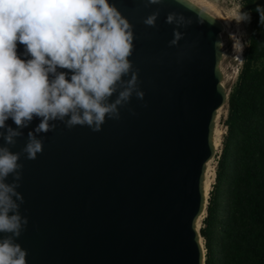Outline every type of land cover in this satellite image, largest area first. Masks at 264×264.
<instances>
[{"label": "water", "instance_id": "95a60500", "mask_svg": "<svg viewBox=\"0 0 264 264\" xmlns=\"http://www.w3.org/2000/svg\"><path fill=\"white\" fill-rule=\"evenodd\" d=\"M114 2L134 26L130 59L145 95L99 131L57 122L41 133L35 159L21 155L28 223L17 241L27 264H204L206 172L229 93L217 43L223 23L193 1L187 9L177 0ZM156 10L155 26L145 24ZM173 11L192 20L174 45ZM28 130L11 150L20 151Z\"/></svg>", "mask_w": 264, "mask_h": 264}, {"label": "clouds", "instance_id": "9594fccd", "mask_svg": "<svg viewBox=\"0 0 264 264\" xmlns=\"http://www.w3.org/2000/svg\"><path fill=\"white\" fill-rule=\"evenodd\" d=\"M177 2L185 9L192 4ZM231 6V14L221 18L217 43L223 47L227 31L230 55L242 65L249 46L244 26L252 10L243 0H232ZM254 11L264 25V4L256 3ZM159 14L153 11L143 22L155 26ZM166 22L175 25L174 45L192 20L173 11ZM133 48L134 26L114 0H0V264H27V249L17 241L28 223L20 211L21 155L35 159L43 150L41 133L55 129L57 122L99 131L107 118H120L133 95L142 99L145 93L130 59ZM34 119L39 123L30 128ZM26 128L24 146L11 150Z\"/></svg>", "mask_w": 264, "mask_h": 264}, {"label": "trees", "instance_id": "16d2710c", "mask_svg": "<svg viewBox=\"0 0 264 264\" xmlns=\"http://www.w3.org/2000/svg\"><path fill=\"white\" fill-rule=\"evenodd\" d=\"M251 11L249 46L228 93L225 131L199 228L204 264H264V25Z\"/></svg>", "mask_w": 264, "mask_h": 264}, {"label": "rangeland", "instance_id": "374dc122", "mask_svg": "<svg viewBox=\"0 0 264 264\" xmlns=\"http://www.w3.org/2000/svg\"><path fill=\"white\" fill-rule=\"evenodd\" d=\"M197 3L199 6L216 16L219 20L221 18L227 17L231 14L232 11V0H192ZM259 3L264 4V0H260ZM222 22V21H221ZM223 23V22H222ZM247 34H249L248 24L244 26ZM222 38L224 40L223 44V58L221 61V70L223 72V84L226 87L227 92L231 90L234 82L236 81L238 71L241 67L239 61L235 60V58L230 55L231 53V41L228 39L227 31L222 34ZM227 115V107L226 104L219 109L217 118H216V126L219 131H221L222 135L225 131V127L223 125V121ZM221 135V136H222ZM221 145V137L220 144L217 147V153L219 152ZM210 166L214 172L215 159L213 158L210 162ZM214 173L209 176V182L211 187V183L213 181Z\"/></svg>", "mask_w": 264, "mask_h": 264}, {"label": "bare ground", "instance_id": "6f19581e", "mask_svg": "<svg viewBox=\"0 0 264 264\" xmlns=\"http://www.w3.org/2000/svg\"><path fill=\"white\" fill-rule=\"evenodd\" d=\"M221 135H222L221 131H219L217 126H216V128H215V147H216V150L220 144V137H222ZM210 162L208 163L207 172H206V182H205L206 191H209V186H210L209 176L214 173L213 169L210 166Z\"/></svg>", "mask_w": 264, "mask_h": 264}]
</instances>
